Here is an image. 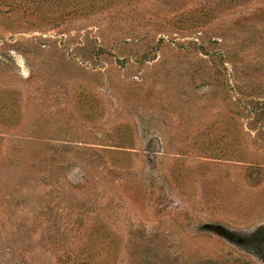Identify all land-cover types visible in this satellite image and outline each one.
<instances>
[{
    "label": "rangeland",
    "instance_id": "1",
    "mask_svg": "<svg viewBox=\"0 0 264 264\" xmlns=\"http://www.w3.org/2000/svg\"><path fill=\"white\" fill-rule=\"evenodd\" d=\"M264 0H0V264H264Z\"/></svg>",
    "mask_w": 264,
    "mask_h": 264
},
{
    "label": "trees",
    "instance_id": "2",
    "mask_svg": "<svg viewBox=\"0 0 264 264\" xmlns=\"http://www.w3.org/2000/svg\"><path fill=\"white\" fill-rule=\"evenodd\" d=\"M259 234L262 236L264 235V227L256 229L253 233V236L258 237V236H260Z\"/></svg>",
    "mask_w": 264,
    "mask_h": 264
}]
</instances>
